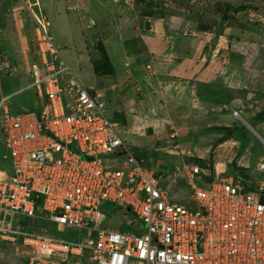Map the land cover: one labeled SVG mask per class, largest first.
<instances>
[{
  "label": "built area",
  "instance_id": "built-area-1",
  "mask_svg": "<svg viewBox=\"0 0 264 264\" xmlns=\"http://www.w3.org/2000/svg\"><path fill=\"white\" fill-rule=\"evenodd\" d=\"M8 1L33 24L36 59L16 92L33 91L36 107L10 113L0 99V245L22 264H264V162L251 184L183 160L176 204L120 137L105 92L70 68L39 0Z\"/></svg>",
  "mask_w": 264,
  "mask_h": 264
},
{
  "label": "crops",
  "instance_id": "crops-1",
  "mask_svg": "<svg viewBox=\"0 0 264 264\" xmlns=\"http://www.w3.org/2000/svg\"><path fill=\"white\" fill-rule=\"evenodd\" d=\"M39 2L56 15L60 32L79 38L87 61L82 26L94 30L101 21L111 26L100 42L113 72L95 75L99 84L108 83L107 91L90 88L105 92L112 105L117 101L115 112L125 120L135 116L152 127L153 138L156 130L169 129L180 141L175 148L186 149L185 136L208 135L204 149L194 151L207 160L213 148V169L223 172L230 161H222L220 151L232 143L228 132L237 121L232 112L264 127L258 117L264 111V0H165L153 8L144 0ZM2 6V12L12 14L15 27H23L18 4L3 1ZM0 40L9 43L4 29ZM94 57L101 60L98 54ZM258 138L262 145L257 146L263 148L264 139ZM248 163L231 162L244 169Z\"/></svg>",
  "mask_w": 264,
  "mask_h": 264
},
{
  "label": "rangeland",
  "instance_id": "rangeland-1",
  "mask_svg": "<svg viewBox=\"0 0 264 264\" xmlns=\"http://www.w3.org/2000/svg\"><path fill=\"white\" fill-rule=\"evenodd\" d=\"M3 1L4 3H9L6 0H0V2H2L0 3V29H4L9 34V43L6 46V42L0 40V99L8 96L5 101V106L9 108L10 113H14L22 109L29 110L36 107V94L33 91L22 90L16 92L18 89L25 87V72L36 59V47L33 37V24L30 18L24 12V16L22 15L23 18L22 16H19V18L17 17V20L23 19V27L17 29L12 19V14L9 12H2L3 9H6L2 6ZM144 1L147 3V7L152 6L153 8L160 7L165 0ZM45 9L44 13H47L46 15L52 23L51 33L54 38V43L56 47L59 48L70 68L83 79L87 86H94V88H101L107 91L108 83L99 84V80L95 79V75L91 71L89 61L90 63L96 61L94 57L95 54H98L99 57L101 56V59L102 57L104 58L100 39L105 36L111 26L104 25L106 23L103 24L102 21L96 23V27H93L94 30L88 29L86 25L82 26V32L86 39L84 42V49L87 51L89 57L87 61L84 59L81 43L78 44L79 38L76 36L71 37L69 34L60 32L54 25L56 15L49 11L48 7H45ZM213 11L214 10L211 8L210 12ZM3 65L8 66V68L4 69L2 67ZM8 81L10 82L8 83ZM102 100L104 102L105 112L109 117L118 122L119 126L117 130L119 135L127 144L131 154L136 159H142L144 167L157 172L163 183H165L166 186H170L168 193L173 202L176 204L186 202L188 194L185 183L180 179L175 180L173 176L175 173V166L180 165L183 160L186 161L188 158H199V155H197L199 153L195 152L194 149L195 147L197 151L198 149H204L206 142L210 140L209 136L203 135L198 139H190L188 136H185L186 138L182 140V143L188 147H186V149L182 147L175 148V145L179 144L180 141L176 139V136L174 139L170 138L171 134L175 133L174 131L164 129L163 131L159 130L157 132L156 130L154 132L156 138H153L152 127H149L148 124L140 122L141 120H138L135 116L128 115L125 120L123 114L115 112V110L118 109L117 101H114V105H112L113 99L107 95ZM239 115L243 122L235 121V126L228 132L229 138L232 139V143L222 147L220 151L222 161H230L229 166H227V168L224 167L225 169L223 172L220 170V167L213 170L215 174L218 175V178H225L230 175H241L244 176L246 180L255 181L259 178L256 166L260 163L261 159H264V147L257 146L260 144L262 145L258 136L264 139V127L262 125L256 127V124H254L252 120H248L240 113ZM243 123H247L251 126L254 132H249L248 127ZM233 141L236 143H233ZM203 154L201 153L200 155ZM4 156L5 147L2 144L0 136V171L4 170L8 165V160ZM239 160H246L249 162L248 165H246L247 169H249L248 174L238 171L239 166L237 164H231V162L237 163ZM119 223L120 218L113 216L105 222V225H107L108 228H116ZM22 262L23 254L21 249L9 245H0V264H22Z\"/></svg>",
  "mask_w": 264,
  "mask_h": 264
},
{
  "label": "trees",
  "instance_id": "trees-1",
  "mask_svg": "<svg viewBox=\"0 0 264 264\" xmlns=\"http://www.w3.org/2000/svg\"><path fill=\"white\" fill-rule=\"evenodd\" d=\"M136 1H139V0H136ZM92 66H93L94 75H109L113 72L112 66L110 65L109 61L105 57L99 61L93 62ZM258 117L260 120L262 119L264 122V111L262 113H260L258 115ZM212 151H213V148H211L210 153H209V158L207 160L192 157V158H188V160H186V161L197 164L201 168H208L213 173L214 170L212 168ZM238 171H242L245 174H248V170L241 168V167H239ZM235 176H236V178L241 179L242 181H246L244 176H241V175H235ZM247 181H249V180H247Z\"/></svg>",
  "mask_w": 264,
  "mask_h": 264
},
{
  "label": "water",
  "instance_id": "water-1",
  "mask_svg": "<svg viewBox=\"0 0 264 264\" xmlns=\"http://www.w3.org/2000/svg\"><path fill=\"white\" fill-rule=\"evenodd\" d=\"M184 140H185V138H184Z\"/></svg>",
  "mask_w": 264,
  "mask_h": 264
}]
</instances>
